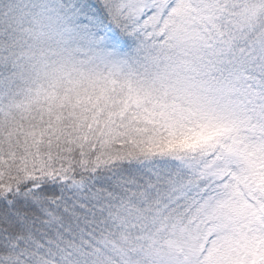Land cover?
<instances>
[{"label":"snow or ice","instance_id":"obj_1","mask_svg":"<svg viewBox=\"0 0 264 264\" xmlns=\"http://www.w3.org/2000/svg\"><path fill=\"white\" fill-rule=\"evenodd\" d=\"M0 264H264V0H0Z\"/></svg>","mask_w":264,"mask_h":264}]
</instances>
